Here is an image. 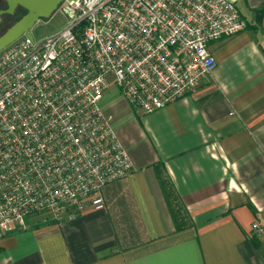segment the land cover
I'll return each instance as SVG.
<instances>
[{
    "label": "crops",
    "instance_id": "0c3cea01",
    "mask_svg": "<svg viewBox=\"0 0 264 264\" xmlns=\"http://www.w3.org/2000/svg\"><path fill=\"white\" fill-rule=\"evenodd\" d=\"M231 1L245 27L209 44L191 93L146 114L101 94L131 164L102 207L26 217L0 238V264H264V0Z\"/></svg>",
    "mask_w": 264,
    "mask_h": 264
},
{
    "label": "built area",
    "instance_id": "2783aa9c",
    "mask_svg": "<svg viewBox=\"0 0 264 264\" xmlns=\"http://www.w3.org/2000/svg\"><path fill=\"white\" fill-rule=\"evenodd\" d=\"M61 8L58 30L0 50V238L24 217L100 209L99 189L131 171L98 105L105 90L142 114L162 108L211 72L210 43L245 27L231 0H64Z\"/></svg>",
    "mask_w": 264,
    "mask_h": 264
},
{
    "label": "water",
    "instance_id": "95a60500",
    "mask_svg": "<svg viewBox=\"0 0 264 264\" xmlns=\"http://www.w3.org/2000/svg\"><path fill=\"white\" fill-rule=\"evenodd\" d=\"M4 9L0 15H12L18 7L23 13L0 33V50L13 40L24 36L31 39L30 28L41 19L48 18L64 0H2ZM69 1V0H66Z\"/></svg>",
    "mask_w": 264,
    "mask_h": 264
},
{
    "label": "rangeland",
    "instance_id": "374dc122",
    "mask_svg": "<svg viewBox=\"0 0 264 264\" xmlns=\"http://www.w3.org/2000/svg\"><path fill=\"white\" fill-rule=\"evenodd\" d=\"M61 10H62L61 5H59L56 7V9L53 11V13L48 18L41 19V20H38L37 22H35L32 25V27L30 28L31 38L33 40L41 39V38L55 32L61 26H63L64 21H65V17L62 15ZM6 22H8V21H6ZM23 220L26 221V217H24Z\"/></svg>",
    "mask_w": 264,
    "mask_h": 264
},
{
    "label": "flooded vegetation",
    "instance_id": "af4514ba",
    "mask_svg": "<svg viewBox=\"0 0 264 264\" xmlns=\"http://www.w3.org/2000/svg\"><path fill=\"white\" fill-rule=\"evenodd\" d=\"M62 4V2L61 3H59L58 4V6L59 5H61ZM4 2L2 1V0H0V9H4ZM18 10V11H17ZM17 13V16L15 17V19H13L11 22H6L4 19H3V16L4 15H0V33L7 27V26H9L12 22H14L16 19H18L19 17H20V15L23 13V10L21 9V8H16L15 10H14V12H13V14L14 13ZM12 14V15H13ZM11 15V16H12ZM4 24V25H3ZM3 25V26H2ZM2 26V27H1Z\"/></svg>",
    "mask_w": 264,
    "mask_h": 264
},
{
    "label": "trees",
    "instance_id": "16d2710c",
    "mask_svg": "<svg viewBox=\"0 0 264 264\" xmlns=\"http://www.w3.org/2000/svg\"><path fill=\"white\" fill-rule=\"evenodd\" d=\"M260 15H261V11L256 13V16H255L256 23H258ZM16 16H17V13L15 12L12 16L11 15H4L3 19L5 21L11 22L13 19H15Z\"/></svg>",
    "mask_w": 264,
    "mask_h": 264
}]
</instances>
